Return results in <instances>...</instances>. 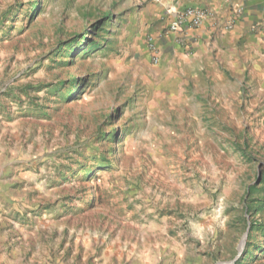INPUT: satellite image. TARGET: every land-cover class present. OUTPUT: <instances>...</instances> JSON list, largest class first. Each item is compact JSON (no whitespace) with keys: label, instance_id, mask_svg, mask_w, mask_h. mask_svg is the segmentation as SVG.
<instances>
[{"label":"rangeland","instance_id":"374dc122","mask_svg":"<svg viewBox=\"0 0 264 264\" xmlns=\"http://www.w3.org/2000/svg\"><path fill=\"white\" fill-rule=\"evenodd\" d=\"M155 34L140 0H0V264H264V56L190 76Z\"/></svg>","mask_w":264,"mask_h":264},{"label":"crops","instance_id":"0c3cea01","mask_svg":"<svg viewBox=\"0 0 264 264\" xmlns=\"http://www.w3.org/2000/svg\"><path fill=\"white\" fill-rule=\"evenodd\" d=\"M140 1L149 4L161 55L164 52L173 66L187 68L190 76L204 72L209 78L216 70L233 71L240 54L246 58L264 56V0ZM189 7L208 10L212 19L190 36L183 50L176 47L173 36L163 32L177 13ZM236 9L242 10L239 20L232 31H225L223 24Z\"/></svg>","mask_w":264,"mask_h":264},{"label":"built area","instance_id":"2783aa9c","mask_svg":"<svg viewBox=\"0 0 264 264\" xmlns=\"http://www.w3.org/2000/svg\"><path fill=\"white\" fill-rule=\"evenodd\" d=\"M242 10H234L223 24L225 31H232L236 26ZM212 14L208 10L200 7H189L176 14L168 28L165 30V35L173 36L176 47L185 49L190 36L198 30L210 23ZM148 51L151 57L152 64L159 66L162 62L161 50L154 42L148 44Z\"/></svg>","mask_w":264,"mask_h":264},{"label":"water","instance_id":"95a60500","mask_svg":"<svg viewBox=\"0 0 264 264\" xmlns=\"http://www.w3.org/2000/svg\"><path fill=\"white\" fill-rule=\"evenodd\" d=\"M246 237H247V236L245 235L244 238H243V240H242V242H241L240 249L243 248V246H244V244H245ZM234 263H235V261L227 262V263H219V264H234Z\"/></svg>","mask_w":264,"mask_h":264},{"label":"trees","instance_id":"16d2710c","mask_svg":"<svg viewBox=\"0 0 264 264\" xmlns=\"http://www.w3.org/2000/svg\"><path fill=\"white\" fill-rule=\"evenodd\" d=\"M106 32H108V31H106ZM72 83H74V82H71V84H70V85H73Z\"/></svg>","mask_w":264,"mask_h":264}]
</instances>
